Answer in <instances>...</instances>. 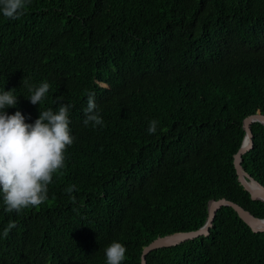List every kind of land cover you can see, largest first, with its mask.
<instances>
[{
    "label": "trees",
    "instance_id": "16d2710c",
    "mask_svg": "<svg viewBox=\"0 0 264 264\" xmlns=\"http://www.w3.org/2000/svg\"><path fill=\"white\" fill-rule=\"evenodd\" d=\"M25 81L50 85L39 105ZM11 90L5 112L25 123L71 105L74 141L45 203L6 213L0 196V264H106L114 241L122 264H140L158 237L202 227L213 200L264 219L233 164L243 120L264 116V0H31L18 20L0 14V92ZM89 92L103 127L83 124ZM250 130L241 167L264 187V125ZM145 259L264 264V232L222 207L207 236Z\"/></svg>",
    "mask_w": 264,
    "mask_h": 264
},
{
    "label": "clouds",
    "instance_id": "9594fccd",
    "mask_svg": "<svg viewBox=\"0 0 264 264\" xmlns=\"http://www.w3.org/2000/svg\"><path fill=\"white\" fill-rule=\"evenodd\" d=\"M31 0H0V14L11 20H18L26 12ZM27 85V82L25 81ZM32 93L28 99L32 105H39L49 92L50 85L42 82L39 87L27 85ZM14 90L0 92V196L5 212L20 214L28 208H36L48 199V186L53 177L62 174L65 168V153L73 144L69 124L71 105H61L58 111L51 109L39 112L34 123H25L19 112L7 115L6 108L15 107L17 96ZM83 124L103 127L104 121L97 111L95 93H87V107ZM157 120L149 123V134L157 131ZM75 185L65 189L71 193ZM73 202L75 198L72 197ZM16 227L9 222L4 230L6 238ZM126 248L119 242H112L105 249L106 264H122L126 259Z\"/></svg>",
    "mask_w": 264,
    "mask_h": 264
},
{
    "label": "water",
    "instance_id": "95a60500",
    "mask_svg": "<svg viewBox=\"0 0 264 264\" xmlns=\"http://www.w3.org/2000/svg\"><path fill=\"white\" fill-rule=\"evenodd\" d=\"M256 122L264 125V116L261 114H255L243 120L242 127L245 131V136L239 150L234 155L233 164L236 170L238 181L243 189L248 192L250 198L252 200H260L264 203V187L254 181L248 175H246L241 167V156L252 148V133L250 130V126L251 124ZM249 181L253 182L257 186V189H250L248 185ZM222 207H230L237 214V216L251 229L252 232H264V219H258L254 217L250 212H248L238 204L226 199H219L217 201L213 200L208 204L207 220L202 227L194 231L178 232L163 237H158L143 248L140 255V264H146L145 258L150 252L177 246L181 243L194 240L201 236H207L216 213Z\"/></svg>",
    "mask_w": 264,
    "mask_h": 264
},
{
    "label": "bare ground",
    "instance_id": "6f19581e",
    "mask_svg": "<svg viewBox=\"0 0 264 264\" xmlns=\"http://www.w3.org/2000/svg\"><path fill=\"white\" fill-rule=\"evenodd\" d=\"M248 185H249L250 189H253V190L257 189V186L251 181L248 182Z\"/></svg>",
    "mask_w": 264,
    "mask_h": 264
}]
</instances>
